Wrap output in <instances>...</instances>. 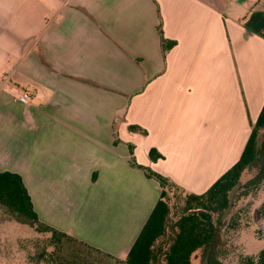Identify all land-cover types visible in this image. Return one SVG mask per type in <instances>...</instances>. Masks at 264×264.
<instances>
[{"label": "crops", "instance_id": "crops-1", "mask_svg": "<svg viewBox=\"0 0 264 264\" xmlns=\"http://www.w3.org/2000/svg\"><path fill=\"white\" fill-rule=\"evenodd\" d=\"M263 107L262 0H0V172L22 177L41 222L113 257L161 198L130 145L202 195Z\"/></svg>", "mask_w": 264, "mask_h": 264}, {"label": "trees", "instance_id": "trees-1", "mask_svg": "<svg viewBox=\"0 0 264 264\" xmlns=\"http://www.w3.org/2000/svg\"><path fill=\"white\" fill-rule=\"evenodd\" d=\"M174 46V41L162 39L164 55ZM251 126L252 134L241 159L202 195L189 193L168 177L137 164L134 146L130 145L132 167L142 170L148 178L157 181L162 191L160 200L124 259L106 254L41 222L22 177L16 173L0 172V214L7 215L20 224L30 225L39 237H44L42 249L34 255L42 264H193L195 258L199 259L200 264H205L202 261L206 256L209 264H224L221 230L226 227L228 230L237 231L242 219L241 212L223 219L230 205V193L241 183L242 187L235 199L238 196L247 197L250 195L251 186L257 188L264 181V143L259 151L256 148L257 139L264 135V107L257 122H251ZM129 129L143 136L147 135V131L139 126H130ZM149 158L157 162L164 159V156L152 148ZM249 173H253V177L245 181ZM172 189L182 192L185 200L181 211L183 216L170 226ZM258 214L264 217V203ZM169 228L172 232L169 246H159L169 234ZM35 245H40L38 240ZM77 249H83L88 255L84 256ZM91 256L94 259H90ZM237 264H264V250L257 256H241Z\"/></svg>", "mask_w": 264, "mask_h": 264}, {"label": "rangeland", "instance_id": "rangeland-1", "mask_svg": "<svg viewBox=\"0 0 264 264\" xmlns=\"http://www.w3.org/2000/svg\"><path fill=\"white\" fill-rule=\"evenodd\" d=\"M117 106H119L118 103ZM252 175L253 173H249L245 181L253 177ZM249 191V196H238L234 199V208L229 216V218L234 217L241 212L240 228L237 231H231L223 227L221 230L222 262L224 264H237L241 256H257L264 250V217L258 214L259 208L264 203V181L257 188L251 186ZM171 195L172 213L169 225L173 226L183 215L181 211L184 207L185 196L177 189H172ZM171 233L169 228V234L159 246H169ZM29 240L31 241L28 242ZM37 240L40 243L38 247L35 245ZM43 241L44 237H39L37 231L30 225L20 224L11 217L0 214V264H42L34 255L42 249ZM77 250L83 252L84 256L88 255L83 249ZM90 259L94 257L91 256ZM202 262L209 264L208 256ZM193 264H200V262L195 261Z\"/></svg>", "mask_w": 264, "mask_h": 264}, {"label": "water", "instance_id": "water-1", "mask_svg": "<svg viewBox=\"0 0 264 264\" xmlns=\"http://www.w3.org/2000/svg\"><path fill=\"white\" fill-rule=\"evenodd\" d=\"M264 143V135H260L259 138L257 139V142H256V148H257V151L260 150L261 146L263 145ZM241 183H239L233 190L232 192L230 193V196H229V200H230V205H229V208L227 209V211L225 212V215L223 217V219H226L229 215H230V212L233 210V205H234V199H235V195L237 194V192L240 190L241 188ZM183 216V215H182ZM181 216V217H182Z\"/></svg>", "mask_w": 264, "mask_h": 264}, {"label": "built area", "instance_id": "built-area-1", "mask_svg": "<svg viewBox=\"0 0 264 264\" xmlns=\"http://www.w3.org/2000/svg\"><path fill=\"white\" fill-rule=\"evenodd\" d=\"M32 99V95L30 92H24L19 98V102L22 104H28Z\"/></svg>", "mask_w": 264, "mask_h": 264}]
</instances>
